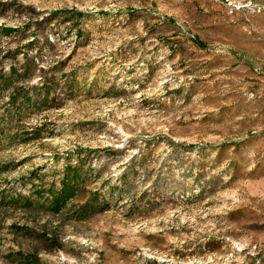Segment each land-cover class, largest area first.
<instances>
[{"label": "rangeland", "instance_id": "374dc122", "mask_svg": "<svg viewBox=\"0 0 264 264\" xmlns=\"http://www.w3.org/2000/svg\"><path fill=\"white\" fill-rule=\"evenodd\" d=\"M0 264H264V0H0Z\"/></svg>", "mask_w": 264, "mask_h": 264}, {"label": "trees", "instance_id": "16d2710c", "mask_svg": "<svg viewBox=\"0 0 264 264\" xmlns=\"http://www.w3.org/2000/svg\"><path fill=\"white\" fill-rule=\"evenodd\" d=\"M3 34H9L13 31L12 28H3ZM83 181L82 174L78 167L68 166L66 172L61 179V186L58 188H49L47 192L49 198H46L47 208L54 212H59L62 210L71 198H73L77 193L78 184ZM25 199L24 204L26 206H32L33 200L31 198H25L22 194H19V199ZM89 201L82 205L84 211L92 212L95 209V206ZM95 211V210H94Z\"/></svg>", "mask_w": 264, "mask_h": 264}]
</instances>
